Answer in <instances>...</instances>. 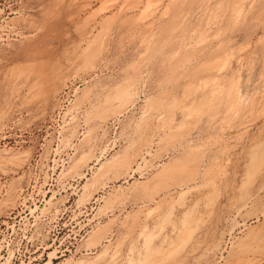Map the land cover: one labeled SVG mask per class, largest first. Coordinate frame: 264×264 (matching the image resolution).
<instances>
[{
    "label": "rangeland",
    "instance_id": "1",
    "mask_svg": "<svg viewBox=\"0 0 264 264\" xmlns=\"http://www.w3.org/2000/svg\"><path fill=\"white\" fill-rule=\"evenodd\" d=\"M0 264H264V0H0Z\"/></svg>",
    "mask_w": 264,
    "mask_h": 264
}]
</instances>
